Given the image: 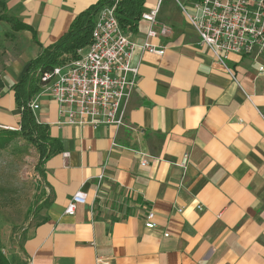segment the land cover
<instances>
[{"label":"crops","instance_id":"crops-1","mask_svg":"<svg viewBox=\"0 0 264 264\" xmlns=\"http://www.w3.org/2000/svg\"><path fill=\"white\" fill-rule=\"evenodd\" d=\"M99 1L0 0L20 48L9 58L0 38L1 126L20 127L13 86L29 63ZM194 1L145 0L142 13L158 7L170 32L152 40L162 56L134 49L137 85L116 134L57 124L54 101L41 96L32 115L54 152L22 244L26 264H264V73L230 55L234 80L215 62L180 11ZM147 28L139 20L125 31L140 44ZM78 192L86 204L68 215Z\"/></svg>","mask_w":264,"mask_h":264},{"label":"built area","instance_id":"built-area-1","mask_svg":"<svg viewBox=\"0 0 264 264\" xmlns=\"http://www.w3.org/2000/svg\"><path fill=\"white\" fill-rule=\"evenodd\" d=\"M119 1L114 0L111 7L97 13L90 43L78 51V58H69L50 70L37 72L39 91L20 108L21 112L28 109L34 113L39 109L41 96L49 95L57 107L59 125L92 129L105 126L114 129L115 134L125 126L127 107L138 77V68L130 66L132 53L139 48L142 53L162 56L164 49H159L152 40L168 35L170 29L158 25L156 7L141 14L140 20L147 22L148 28L144 40L134 43L116 18ZM179 8L198 36L200 46L211 53L228 75L233 77L226 63L230 55L249 57L258 65V72L264 73V0H195L190 7L179 4ZM0 129L19 131L20 127L0 125ZM188 160V155H184L181 166L185 167ZM141 165L146 162L142 161ZM102 178L99 176L98 182ZM85 204L84 195L78 192L65 213L73 215L78 205ZM146 219L145 227L153 229L151 211Z\"/></svg>","mask_w":264,"mask_h":264},{"label":"rangeland","instance_id":"rangeland-1","mask_svg":"<svg viewBox=\"0 0 264 264\" xmlns=\"http://www.w3.org/2000/svg\"><path fill=\"white\" fill-rule=\"evenodd\" d=\"M4 18L0 11V38L12 58L19 38ZM42 151L46 155L47 146H35L20 132L0 150V252L9 264H26L22 244L43 208Z\"/></svg>","mask_w":264,"mask_h":264},{"label":"trees","instance_id":"trees-1","mask_svg":"<svg viewBox=\"0 0 264 264\" xmlns=\"http://www.w3.org/2000/svg\"><path fill=\"white\" fill-rule=\"evenodd\" d=\"M144 3L145 0H120L118 2L115 15L123 30L130 29L134 31L136 29ZM113 4L114 0H100L97 5L78 14L68 31L54 45L45 49L41 55L29 63L20 82L13 86L15 102L19 109L24 108L38 92L37 79L32 75L38 71L50 70L69 58H78V51L85 49L90 43L95 16L101 9L111 7ZM4 19L8 21L6 17ZM17 132H20L35 146H47L48 153L45 155L44 151L41 152V156H44V159L53 154L54 151L50 149L51 140L49 139L46 127L36 124L32 113L28 109H23L21 112L19 131L0 130V150L7 146L17 135ZM0 264H9L1 252Z\"/></svg>","mask_w":264,"mask_h":264}]
</instances>
